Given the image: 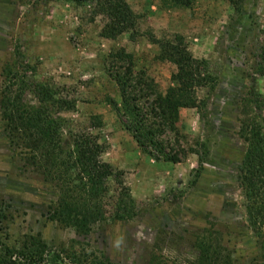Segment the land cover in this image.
<instances>
[{
  "label": "rangeland",
  "instance_id": "1",
  "mask_svg": "<svg viewBox=\"0 0 264 264\" xmlns=\"http://www.w3.org/2000/svg\"><path fill=\"white\" fill-rule=\"evenodd\" d=\"M127 1L137 14L134 39L127 32L102 37L104 18L94 16L88 5L0 0V90L7 70L21 74L20 66L28 64L29 81L45 82L74 102L59 112L66 121L62 148L72 149L70 132L95 134L105 146L100 159L122 171L136 201L131 218L106 219L85 232L61 224L52 217L58 189L24 161L21 144L6 134L0 112V248L26 253L40 242L60 253L64 264H202L204 244L215 258L230 259L222 264L262 261L264 233H254L246 222L238 167L245 138L264 114L256 110L264 105V77L256 75V56L264 46V0H246L239 13L227 0L176 7L168 0ZM150 35H180L205 61V74L215 77L209 96L219 93L224 108L202 119L197 113L194 122L179 110L178 133L158 137L162 151L176 162L165 160L163 152L154 159L125 128L134 114L123 106L119 83L126 81L128 98L142 94L131 104L152 124L157 119L144 112L153 96L145 93L166 90L176 70L158 58ZM119 51L130 56L119 58ZM137 80L142 82L132 90ZM205 91L197 89L198 97ZM24 101L39 107L29 91ZM114 186L110 178L109 187Z\"/></svg>",
  "mask_w": 264,
  "mask_h": 264
},
{
  "label": "trees",
  "instance_id": "2",
  "mask_svg": "<svg viewBox=\"0 0 264 264\" xmlns=\"http://www.w3.org/2000/svg\"><path fill=\"white\" fill-rule=\"evenodd\" d=\"M88 5L94 16L101 15L104 23L100 35L114 39L127 32L134 39L139 35L137 14L127 0H55ZM171 6H189L193 0H168ZM236 13L241 12L246 0H227ZM149 40L159 47L158 58L173 63L176 70L171 74V85L164 92L150 88L145 95L153 96L148 113L157 119L146 124L140 116V108L131 104L138 97H126V81L120 82L123 106L134 114V120L126 125L137 145L154 159L162 155L164 142L158 139L166 131L178 133L177 121L180 108H195L199 119L207 113L209 94L215 86V77L205 74V61L195 57L183 38L175 35L173 39L149 36ZM119 58L129 57L119 51ZM20 66L23 73L7 70L1 88L0 112L4 130L12 139H18L23 149L24 161L41 172L44 181L53 183L58 189V197L53 207L52 217L65 226L85 232L106 219H126L136 214V201L130 189L122 180V171L115 170L109 163L100 159L105 146L95 134L89 132H70L71 150H64L60 144V132L66 128L65 119L59 115L62 110H70L74 102L58 96L55 89L42 81H29L28 68ZM27 68V69H26ZM129 69V68H128ZM256 74L264 77V46L259 47L256 56ZM120 80V78L118 77ZM142 80L135 84L140 86ZM148 88V85L147 87ZM204 88L205 95L199 98L197 89ZM131 90V91H132ZM142 89L138 87L137 91ZM32 93L39 107L33 108L24 101L25 92ZM130 93V92H129ZM144 96V94H143ZM263 112L264 105L257 107ZM262 124L253 123L245 138L247 147L238 167V181L244 199L245 216L248 227L259 236L264 233V114ZM152 148L153 153L148 149ZM165 160L178 161L174 156ZM158 155V156H157ZM203 157L199 156L197 176L202 168ZM113 178L115 186L109 187ZM264 248V244H263ZM202 264H222L230 259L215 258L207 246L201 245ZM215 259V260H214ZM217 261V262H216ZM234 261V260H233ZM64 264L63 257L56 250L46 249L40 242L34 250L11 251L0 248V264ZM90 264H103L94 261ZM256 264H264V259Z\"/></svg>",
  "mask_w": 264,
  "mask_h": 264
},
{
  "label": "crops",
  "instance_id": "3",
  "mask_svg": "<svg viewBox=\"0 0 264 264\" xmlns=\"http://www.w3.org/2000/svg\"><path fill=\"white\" fill-rule=\"evenodd\" d=\"M164 91L165 90H163V92ZM220 103H222V101L221 98L219 97V93H217L216 91L214 93H211L207 104V112L210 115L209 117H212V115H214L215 112L219 113L224 110V108L222 107V105H220ZM182 113H187V114L189 113L191 116L190 120L193 122L196 121L195 119H196L197 110L195 108H180V114L182 115Z\"/></svg>",
  "mask_w": 264,
  "mask_h": 264
}]
</instances>
